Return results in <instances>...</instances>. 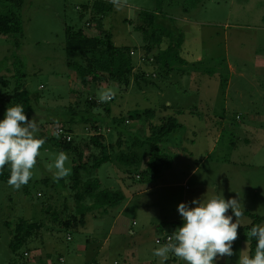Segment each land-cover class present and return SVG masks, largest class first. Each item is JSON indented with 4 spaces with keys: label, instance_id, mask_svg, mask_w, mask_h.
<instances>
[{
    "label": "rangeland",
    "instance_id": "obj_1",
    "mask_svg": "<svg viewBox=\"0 0 264 264\" xmlns=\"http://www.w3.org/2000/svg\"><path fill=\"white\" fill-rule=\"evenodd\" d=\"M95 1L110 8L103 19L95 18L102 20L113 45L134 52L127 86L101 76L83 87L66 65V27L88 36L99 33L91 10ZM8 9L0 0V14ZM12 11L23 33L0 35V119L19 85L32 98L30 119L38 121V135L46 143L27 185L16 190L0 181V264H184L177 257L166 262L174 255L162 260L153 251L180 227L176 209L181 202L218 191L241 203L234 255L225 258L239 264L246 256L241 248L247 245L249 215H264V0H23ZM149 17L153 24L147 27ZM136 28L149 36L163 30L167 37L145 56L147 41ZM167 49V67L139 61L156 59ZM69 59L82 63L79 54ZM146 74L156 77L135 81ZM104 92L114 95L101 102ZM88 99L99 104L88 106ZM147 110L155 112L149 123L172 118L177 126L159 143L171 169L152 183L136 178L146 166L148 148H137L133 138L149 134L148 119L141 115ZM114 118L125 123L113 125ZM92 123L103 137L101 149L88 144ZM58 127L70 133L87 167L102 154L114 158L133 149L140 157L129 167L109 161L95 172L81 171V183L96 178L102 189L120 191L124 199L105 211L93 207L82 226L68 229L61 223L79 219L83 206L92 203L87 199L77 209L72 198L76 154L66 152L70 174L53 179L62 151L55 145ZM19 220L42 223V229L14 254L10 230Z\"/></svg>",
    "mask_w": 264,
    "mask_h": 264
},
{
    "label": "trees",
    "instance_id": "obj_2",
    "mask_svg": "<svg viewBox=\"0 0 264 264\" xmlns=\"http://www.w3.org/2000/svg\"><path fill=\"white\" fill-rule=\"evenodd\" d=\"M6 4L9 5V9L7 10L6 15L0 14V35H19L21 36L23 33L22 22L12 9L18 10L21 8L23 4V0H3ZM91 10L93 11V20L96 22V26L99 30L97 36H88L82 30L73 31L70 27H66L65 29V54L67 56L66 65L70 68L76 75L79 83L83 87H87L90 84H95L98 80H100L101 76H103L106 80L115 81L120 85L127 86V78L128 75L131 74L132 71V58L129 54L130 49L127 48H117L113 45L111 41L110 33L103 29L102 20L96 19L95 17H101L103 19L106 17L110 11L108 5L95 1L92 5ZM82 17V16H80ZM150 26L153 24V19L149 17ZM139 31H143L144 39L147 43L144 47L145 56L151 53L154 47L160 43L164 36L167 35L162 30L161 33L154 31L151 36L146 35V30L141 28H136ZM148 39V40H147ZM178 47L182 44L181 40L175 43ZM169 49V47H168ZM165 50L161 55L156 57L155 64H164V67H167L166 57L168 55V51ZM173 51V50H172ZM79 54L82 63L75 62L70 60L69 57ZM156 66V65H155ZM162 72V71H161ZM168 74V73H167ZM156 77V74H154ZM148 77L149 79L145 78ZM136 75L135 81L138 82L143 80L147 82L152 77V74L146 75ZM150 84V83H149ZM1 95V94H0ZM5 97L7 98L6 94ZM10 106L16 103H22L25 106V112L30 119L32 114V98L30 94L18 86L14 87L11 97L9 96L7 101ZM86 104L89 106H97L95 100L88 99ZM73 111V110H72ZM75 114V112L73 111ZM143 117L148 119V127L149 134L144 136L143 138H135L134 144L137 148L142 149L143 147L148 148V160L146 162L145 168L140 172L139 180L145 181L147 183H152L156 181V179L164 172H166L170 166L171 161L167 157L165 153H163L160 149V141L163 137L168 135L171 131H173L177 126L174 123L172 118H168L167 120L161 119L159 124H151L149 123L151 120L155 118V112L152 110H147L141 114ZM135 118H138L140 115H135ZM131 119V117H128ZM126 119V120H128ZM71 123H74V119L70 120ZM81 122L88 123V121L84 118L81 119ZM113 125H120L125 123V119L114 118L112 120ZM92 131L96 132L99 128L91 124ZM137 136V135H136ZM102 140L103 137L101 134H94L89 139V145L97 148H102ZM73 139L70 142H62L60 140L55 142V145L60 148L64 152L74 153L77 155V161L73 160V176L71 179L72 188L75 189L72 193V198L75 201L76 206L79 209V206L84 205V201L89 199L91 200V205L83 206L82 212L83 214L78 215L79 219L71 216L68 220L61 223L62 227L68 229L72 226H76L77 224L82 226L84 224V216L87 212L91 211L93 207L103 208L104 211L107 208L117 206L122 203L124 197L120 191H111L107 189H102L100 181L96 178L91 179L90 181H85L81 183L80 180V172H95L100 166L109 161H115L117 164L123 167H129L131 165H135L139 162L140 157L136 150H131L130 153L125 154L123 152H119L113 158L112 155H100V157H94L92 160V164L90 166H86L81 163L82 154L78 153L75 147L72 145ZM117 145L121 146V138L117 139ZM88 146H85L87 150ZM129 148V147H128ZM111 151V150H110ZM9 178V172L6 170L3 175H0V181H7ZM26 192V190H24ZM40 196V195H39ZM252 222L250 226L246 227L247 236L246 240L249 243V256L254 255L256 242L253 238L250 237V230L253 226L261 224L264 221V216L257 215H249ZM177 225L181 226V222H178ZM42 229V223L38 222H30L25 220H19L18 223L14 226L13 229L10 230L11 234V242L9 244L10 250L16 254L21 246L27 244L30 238L33 235L38 234ZM177 258L173 256L170 260H166V262L176 261Z\"/></svg>",
    "mask_w": 264,
    "mask_h": 264
},
{
    "label": "clouds",
    "instance_id": "obj_3",
    "mask_svg": "<svg viewBox=\"0 0 264 264\" xmlns=\"http://www.w3.org/2000/svg\"><path fill=\"white\" fill-rule=\"evenodd\" d=\"M114 93L101 94V102L112 98ZM38 121L29 119L22 103L8 106L3 119H0V175L7 170V184L16 190L27 185L33 177V169L40 156L46 138L38 135ZM68 154L60 151L55 160L58 182L70 174L66 167ZM241 203L237 198H225L222 191L181 202L177 213L181 226L176 228L169 241L154 249L153 255L166 260L169 254L179 258L184 264H228L225 258L234 255L233 245L241 227L239 210ZM230 213V214H229ZM250 237L256 242L254 255L239 257V264H264V224L251 228Z\"/></svg>",
    "mask_w": 264,
    "mask_h": 264
},
{
    "label": "built area",
    "instance_id": "obj_4",
    "mask_svg": "<svg viewBox=\"0 0 264 264\" xmlns=\"http://www.w3.org/2000/svg\"><path fill=\"white\" fill-rule=\"evenodd\" d=\"M134 55V52L133 51H131L130 52V56H133ZM139 61L141 62V61H148V62H150V63H152V62H154V59H153V57H151V58H149L148 60L145 58V57H142L141 59H139ZM152 77H155V75L154 74H152ZM110 100V99H109ZM108 100V101H109ZM97 105L99 104V102H95ZM128 123V121H126V124ZM94 134H100V129H98L96 132H94ZM54 135L56 136V137H58L59 139L58 140H60V141H62V142H70L71 141V139H72V136L70 135V133L67 131V130H65V129H63V128H61V127H58V128H55L54 129ZM137 179H138V176H137ZM39 195V194H38ZM67 240H70V237H67ZM169 241V236H167L166 237V239H165V243H167ZM24 256H27V253H24ZM60 261H62V260H60Z\"/></svg>",
    "mask_w": 264,
    "mask_h": 264
},
{
    "label": "crops",
    "instance_id": "obj_5",
    "mask_svg": "<svg viewBox=\"0 0 264 264\" xmlns=\"http://www.w3.org/2000/svg\"><path fill=\"white\" fill-rule=\"evenodd\" d=\"M170 74V73H169ZM171 169V166H170V168L167 170V171H169ZM136 178H137V176H136ZM139 178V177H138ZM260 216H264V215H260ZM243 244V243H242ZM241 246H243V245H241ZM242 249V254H246V256H249V243H248V241H247V245H246V249L244 248V247H242L241 248ZM23 256H24V254H23ZM60 260H62V259H59V262H62V261H60ZM12 264H16V261L15 262H13Z\"/></svg>",
    "mask_w": 264,
    "mask_h": 264
}]
</instances>
